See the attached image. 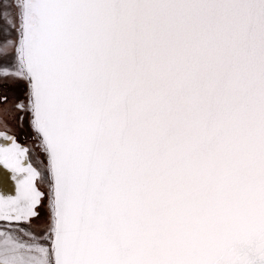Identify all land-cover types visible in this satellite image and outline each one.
<instances>
[{
  "label": "snow or ice",
  "instance_id": "obj_1",
  "mask_svg": "<svg viewBox=\"0 0 264 264\" xmlns=\"http://www.w3.org/2000/svg\"><path fill=\"white\" fill-rule=\"evenodd\" d=\"M18 83L0 264H264V0H0Z\"/></svg>",
  "mask_w": 264,
  "mask_h": 264
},
{
  "label": "rangeland",
  "instance_id": "obj_2",
  "mask_svg": "<svg viewBox=\"0 0 264 264\" xmlns=\"http://www.w3.org/2000/svg\"><path fill=\"white\" fill-rule=\"evenodd\" d=\"M0 91L5 92L11 100V99H24L26 89L23 83H18V84H9L6 88L0 89ZM18 140L20 143L25 145H31L33 143L34 135L27 124H25L23 128L19 131Z\"/></svg>",
  "mask_w": 264,
  "mask_h": 264
},
{
  "label": "bare ground",
  "instance_id": "obj_3",
  "mask_svg": "<svg viewBox=\"0 0 264 264\" xmlns=\"http://www.w3.org/2000/svg\"><path fill=\"white\" fill-rule=\"evenodd\" d=\"M16 182L11 178V174L0 166V190L2 194L14 195ZM0 193V194H1Z\"/></svg>",
  "mask_w": 264,
  "mask_h": 264
},
{
  "label": "water",
  "instance_id": "obj_4",
  "mask_svg": "<svg viewBox=\"0 0 264 264\" xmlns=\"http://www.w3.org/2000/svg\"><path fill=\"white\" fill-rule=\"evenodd\" d=\"M0 193H1V190H0ZM2 194V193H1Z\"/></svg>",
  "mask_w": 264,
  "mask_h": 264
}]
</instances>
